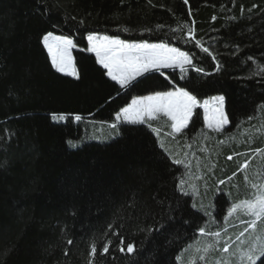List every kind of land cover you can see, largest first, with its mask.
Segmentation results:
<instances>
[{
	"label": "trees",
	"instance_id": "trees-1",
	"mask_svg": "<svg viewBox=\"0 0 264 264\" xmlns=\"http://www.w3.org/2000/svg\"><path fill=\"white\" fill-rule=\"evenodd\" d=\"M48 32L72 40L76 78L53 69L42 45ZM90 34L166 43L194 58L185 73L151 71L121 89L87 51ZM261 68L264 0H0V264H180L204 226L188 171L220 182L230 151L220 139L245 145L246 123L264 116ZM174 87L201 104L223 96L228 126L208 131L199 108L175 136L162 116L116 122L133 97ZM158 128L185 149L190 168L159 148ZM205 148L218 158L210 174ZM128 243L132 254L120 251Z\"/></svg>",
	"mask_w": 264,
	"mask_h": 264
},
{
	"label": "snow or ice",
	"instance_id": "snow-or-ice-1",
	"mask_svg": "<svg viewBox=\"0 0 264 264\" xmlns=\"http://www.w3.org/2000/svg\"><path fill=\"white\" fill-rule=\"evenodd\" d=\"M185 3H187V0H185ZM188 31L189 35H191L192 29L189 28ZM87 40L89 45L87 51L95 52L98 63L107 70V75L112 81H115L121 89L130 88L133 85V81H136L138 77H142L145 73L151 71H159L160 68L178 67L181 73H185L187 71L185 65H192V59L194 58L190 57L188 53L181 51L179 48L171 47L166 43H129L118 37L96 36L91 34L87 36ZM43 43L48 50L53 67L58 72H66L68 75H75V68L72 67L71 57L69 55V48L73 46L72 40L64 36H54L52 32H48L43 37ZM200 43L199 40L196 41L197 46H199ZM203 52L212 56V53L207 47L203 48ZM249 59L252 58L249 57ZM213 60H215V56H213ZM69 69H71V71H69ZM260 70L264 71V68ZM196 71L203 72V69L197 68ZM253 74H255V72ZM161 75H163V73H161ZM223 102L224 97L218 96L211 97L210 100H205L201 104L197 100V97L191 94L190 91L185 90L183 87H174L173 90L165 92H154L146 96L133 97L126 107H122L119 112L115 114V119L117 122L121 123L145 124L163 115L171 121V128L173 131L179 133L182 129H186L189 126V121L193 117V110L199 106L204 109V119L207 127L214 128L217 125L222 127L228 123V118L224 115L222 110ZM210 104L215 105L211 111L209 108ZM59 118L64 119L63 116ZM75 119L79 121L81 117L77 115ZM111 127L115 129L117 125L112 124ZM216 130H219V127H217ZM229 159H231V157H229ZM173 163L176 165H183L186 169L191 167L190 163H186L184 160L180 159H174ZM243 167H247V165ZM199 178L200 177H196V179ZM186 182V180H181L178 187L183 190L182 186ZM223 183L224 181H220V184ZM189 187L194 188V185H189ZM252 188L255 189L252 198L242 200L239 203H232L228 208V216H231L238 210L242 211L245 215L254 217V219L250 221L249 227L255 229L257 221L264 220V183L253 184ZM193 207H195V205H193ZM205 214L209 217L212 216L211 212H206ZM227 218L226 216L225 219ZM153 230L158 231L159 229H148L149 232ZM198 231L201 235H211L217 238L215 243H205L203 249L199 246L194 249L197 253L201 251L208 253L218 244L220 232H209L206 226H201ZM246 232H248V228H245L244 231L236 237L237 241H239V245L233 252V255L237 256L239 259L235 262L229 259L224 261L223 264H256L258 259L260 260V264H264V233L250 236L247 241L241 240V237H243ZM68 243H72V241H68ZM120 243L124 244V241L121 240ZM108 250V245L105 244L102 254L107 253ZM125 250L129 254L134 253V245L128 243L126 249L124 247L120 248L121 252ZM96 252L97 249L93 243L91 245L90 256H94ZM222 252H230V245L227 241L222 248ZM178 259H180V257H178ZM205 260V255L199 256V261ZM89 264H91V260ZM190 264H196L195 257L190 258Z\"/></svg>",
	"mask_w": 264,
	"mask_h": 264
},
{
	"label": "rangeland",
	"instance_id": "rangeland-1",
	"mask_svg": "<svg viewBox=\"0 0 264 264\" xmlns=\"http://www.w3.org/2000/svg\"><path fill=\"white\" fill-rule=\"evenodd\" d=\"M96 36H99V35H96ZM87 43H88V41H87ZM42 45L44 46L43 40H42ZM44 48H45V46H44ZM71 49H72V47L69 48V55L71 57L72 67H74L72 56H71ZM45 50L48 53L47 48H45ZM93 53H95V52H93ZM95 58L97 60L96 56H95ZM98 64L103 69H105L100 63H98ZM51 65H52V62H51ZM186 66L187 65H185V67ZM52 67H53V65H52ZM176 68L179 69L178 67H176ZM53 69L61 75H64V76H67L70 78H76V70H75V75H68L66 72H58L54 67H53ZM166 69L167 68H160L159 71L160 70H166ZM169 69H173V68H169ZM69 71H71V69H69ZM106 72H107V70H106ZM108 78L111 80V78L109 76H108ZM209 106H210L209 107L210 111L215 107V105H213V104H210ZM200 109L202 111L203 120L205 121L204 109L202 107ZM223 112H224V110H223ZM160 116L164 117L163 115H160ZM164 118L168 119L167 117H164ZM117 123L119 124L121 122H117ZM159 123H162V122H159ZM189 123H190V121H189ZM206 127H207V125H206ZM217 127H219V129L222 128L219 125L215 126L214 128H209V127H207V128L216 129ZM183 130H185V129H182V131ZM171 131H172L171 134L174 136L176 134H180L182 132L181 131L179 133H176L173 131L172 128H171ZM154 136L157 139L159 148L166 154V156L169 159H171L172 161L174 159H180V160H184L186 163L189 162L186 158L185 149H183L182 151H178L171 144L170 134H168L167 132L160 130L158 128V129L154 130ZM85 140H86V142L87 141L89 142V141H97L98 139L90 136ZM106 140L107 139L99 140V141H106ZM81 143L82 142L76 143V145H80ZM204 153L206 156V161L204 162V163H206V165L204 167H206L207 172L210 174L211 172H213L215 170V167L218 163V161H217L218 158H216V160H213L211 158L213 156L212 148H211V153H210V149L207 150L206 148H205ZM199 167L200 166H198L196 169H198ZM193 168H195L194 165L188 171V175H189L188 181H190L189 182L190 184L186 185L187 186L186 191L193 198L192 206L195 205V207H193V208L203 216V218H204L203 225L206 226V228L209 232H213V231L220 232V237L218 238L219 242L214 249L210 250L208 253H204L203 251L200 252L201 253L200 255L206 256V260L205 261H199V258H198L199 253L197 254V252L194 251V249L197 247V245L201 249H203L205 243H207V242L215 243L217 240V238H215L211 235H201L199 233L198 241H196V243L193 244V247H191V250L188 249V251L185 253L187 258L185 256H183L184 254L183 255L180 254V256H179L180 259H178V261L180 264H190V258L195 257L196 258V264H223L224 261L229 260V259H231L233 262H235L239 259L237 256L233 255V252L236 250V248L239 245V241H237L236 237L241 232H243L245 228H248V232H246L245 235L243 237H241V240L247 241V240H249L250 236H255V235H259V234L264 233V220L257 221L256 228L252 229L249 227V223L252 219H254V217L245 215L242 211H239V210L236 213H233L231 216H228V208L231 206L232 203H239L242 200L250 199L251 195H248L246 192L231 193L230 192V186H229L230 183H228L225 186H222L220 184H215L214 183V179L216 180L215 174L213 176H211L210 177L211 179H208L207 181H205V180H202L200 182L196 181L193 177L195 175L194 172L195 173L198 172L196 174L197 177H200L201 172H199L200 169L195 170ZM189 185H194V188L189 187ZM206 212H211L212 216L209 217L208 215L205 214ZM226 216L228 217L227 219H225ZM226 241L230 245V252L229 253H223L222 252V248H223Z\"/></svg>",
	"mask_w": 264,
	"mask_h": 264
},
{
	"label": "crops",
	"instance_id": "crops-1",
	"mask_svg": "<svg viewBox=\"0 0 264 264\" xmlns=\"http://www.w3.org/2000/svg\"><path fill=\"white\" fill-rule=\"evenodd\" d=\"M91 54L96 56L93 52ZM49 59L51 62L50 56ZM203 122L208 131L217 134L228 126L227 123L219 130L209 129L204 120ZM219 144L228 147L230 151L226 150V165L219 178V181H224V183L220 184L219 182L218 184L225 186L230 183L231 193L246 192L252 198L255 191L252 185L264 183V116L261 119L255 117L246 123L245 145H242L241 141L234 137H222ZM244 165L247 167H243Z\"/></svg>",
	"mask_w": 264,
	"mask_h": 264
},
{
	"label": "water",
	"instance_id": "water-1",
	"mask_svg": "<svg viewBox=\"0 0 264 264\" xmlns=\"http://www.w3.org/2000/svg\"><path fill=\"white\" fill-rule=\"evenodd\" d=\"M197 108H201V107L197 106Z\"/></svg>",
	"mask_w": 264,
	"mask_h": 264
},
{
	"label": "bare ground",
	"instance_id": "bare-ground-1",
	"mask_svg": "<svg viewBox=\"0 0 264 264\" xmlns=\"http://www.w3.org/2000/svg\"><path fill=\"white\" fill-rule=\"evenodd\" d=\"M210 107V106H209Z\"/></svg>",
	"mask_w": 264,
	"mask_h": 264
}]
</instances>
